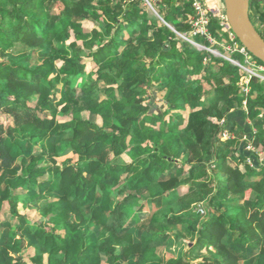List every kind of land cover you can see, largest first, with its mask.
<instances>
[{"label": "trees", "instance_id": "trees-1", "mask_svg": "<svg viewBox=\"0 0 264 264\" xmlns=\"http://www.w3.org/2000/svg\"><path fill=\"white\" fill-rule=\"evenodd\" d=\"M150 2L191 36V0ZM207 27L216 44H199L245 62L219 16ZM18 43L29 51L13 56ZM240 79L146 0H0V113L13 120H0V227L6 209L20 220L0 233V264H26L23 242L31 264H264V161L222 139L264 147V82L251 81V124L233 109ZM50 195L36 217L20 212Z\"/></svg>", "mask_w": 264, "mask_h": 264}, {"label": "rangeland", "instance_id": "rangeland-1", "mask_svg": "<svg viewBox=\"0 0 264 264\" xmlns=\"http://www.w3.org/2000/svg\"><path fill=\"white\" fill-rule=\"evenodd\" d=\"M218 2L219 1H216V0H208L209 7H211V9L214 12L219 13V14H223V12L225 11L224 6L220 7V5H219ZM146 4L149 7V10H150L151 13L157 15V17L159 19H161L162 23L166 24L168 27L170 26L171 29H172L173 26L170 23H168L166 21L164 22L163 19L159 16V14H156L155 13V11L153 10V7L154 6L152 4H150L147 0H146ZM62 7L63 6L60 4V6L57 9V11H60ZM253 9L254 8L252 7L251 8V19L253 20V22L256 25V27L259 30V32H261V34L263 35L264 33L260 29V27L258 26V20L256 18V15H255ZM83 23H84V25H85V27L87 29H92L94 27H102V23H100L99 25L98 24L96 25L95 22L92 21V20H83ZM176 33H178L179 37L186 39L187 41H189L191 44H193L195 46V44L193 43V41H195V42H197V41L195 40L194 36L187 37L185 34H182L180 32H176ZM211 42H212L213 45L216 44V41H211ZM200 45H202V46H199L198 48L203 49V47H205L206 49L210 50L215 56H218V57H221L222 56V57L230 60L232 63H234L235 65H237L239 67L240 73H241V79L239 81V84L242 87V91H241L242 92V96H241L242 98L233 105L234 106L233 109H237L238 111H240V113H241V110L244 113H245V111H248V99H249V92L251 91V81L255 78V79H259L260 81L264 82V71H261V70L258 69V68H260L261 65H259L258 68L255 67L254 66V62L251 59H248L247 56H246V60H245L244 63H241V62H239V61L231 58L230 46L227 45V44H225V42H222L221 43V46L225 50V51H222V52L219 51L217 48H209V47H206L203 44H200ZM236 48H240V51H241V47H239V44H236ZM28 51H29V49L27 48V46H25L23 44H20V43H18L15 47H13L11 49V53H12L13 56L25 54ZM89 69H90V67H89ZM60 88H61V86H59V90L57 92V97H60V92H61ZM245 89H248L249 92L248 93H245L246 92ZM151 94L155 96V103L158 106L163 105V97L165 95V92L164 91L161 92V91H157L155 89L154 92H151ZM230 103H232V101ZM248 112L250 114V115L248 114V117H247L249 123L255 124L253 122V120H252L253 119V116H254L253 113H251V111H248ZM183 113L186 114V111L183 112ZM236 115L237 116H232L233 119H237L238 120V117L242 116L241 114L238 115L237 112H236ZM263 115H264V113H263ZM85 116H86V118H88L90 115L88 113H85ZM92 119L94 121L98 122V123H101L102 122L101 121V118L99 116H96V117L94 116V118L92 117ZM0 120L4 123L5 126L6 125L8 126L10 124L11 125L13 124L12 118L10 116H8L7 114L5 115L3 113H0ZM246 122H247V120H246ZM252 126H253V132L254 133H257L256 127L254 125H252ZM243 133H245V132L244 131H240V132L238 131V133L233 134V133L225 130L223 132V135H222L223 138L222 139L228 140V139H233L235 137L237 139H239V137H242V139L244 141H247L248 135L245 136ZM249 143L252 144V142H249ZM249 143H247V145ZM253 146H255V148H256L257 151L262 152V153H260L261 157L259 156V154L257 152L256 153H257L260 161L263 162L264 161V147H262V148H259L258 147L257 148L256 145H253ZM246 149H247V147H246ZM66 157H71L73 161H76V159H77V156L74 155V154H69V155H67L65 157L62 156L59 159H60V161H62ZM128 159H129V157H127L126 155L125 156L122 155L121 157H118L115 161L118 162V163H123V162H126ZM19 163H20V159H18L17 161H14V165H17ZM233 165L234 166L242 167L244 169V164L243 163H240L239 162L238 165H235V164H233ZM46 178H47V176H46ZM186 190H187V188H182V191L183 192H185ZM21 192H23V190H21ZM25 192H26V194H29V190H27ZM50 197H51L50 199H41L38 202L31 203L29 205V209H25L22 206H20V208H19L20 209V212L21 213H28V215L30 217H36L37 215H39V211L35 212V210H32V209L41 210L43 207L46 206L47 203H49V201H51V200L54 199V197L52 195H50ZM199 206H200V204H199ZM202 208L205 211L204 214L201 211H199V207H198V210L197 211L202 215L203 218H206L207 217V214H208V207L204 204V205H202ZM5 219H8L9 220L8 223L13 224L15 227H18V225L20 223L19 222L20 220L18 218H13L11 216L10 210H8V209L5 210ZM7 224H1L2 226L0 227V233H4V232L7 231V229H8ZM177 230L179 231V229H177ZM194 244H195V241L192 242L190 239L185 238L182 247H175V246L172 247L173 253L168 252L166 249H162V253L164 255H166V256H169V257L177 256V251L178 250H180L181 248H183V249L185 248V250H186L188 247H190L191 245L193 246ZM23 247H25V253H24L25 255H24V258L26 260V264H31V261L28 259V255L30 254V252H29V250L27 252V249H28L27 242H23ZM204 252H205V250H204ZM105 260H106L105 257H103V261H105Z\"/></svg>", "mask_w": 264, "mask_h": 264}, {"label": "water", "instance_id": "water-1", "mask_svg": "<svg viewBox=\"0 0 264 264\" xmlns=\"http://www.w3.org/2000/svg\"><path fill=\"white\" fill-rule=\"evenodd\" d=\"M224 9L228 28L233 30L242 45L253 56L264 63V37L251 19V1L224 0ZM153 10L158 14L154 7ZM161 18L163 19V17ZM163 21L165 22L164 19ZM172 30L177 32L174 27Z\"/></svg>", "mask_w": 264, "mask_h": 264}, {"label": "built area", "instance_id": "built-area-1", "mask_svg": "<svg viewBox=\"0 0 264 264\" xmlns=\"http://www.w3.org/2000/svg\"><path fill=\"white\" fill-rule=\"evenodd\" d=\"M150 4V0H147ZM192 2V6L194 7L195 10V15L192 16L189 20L190 25L192 26V30L190 31V35L191 36H196L198 34L200 35H204L207 36L208 39L210 41H215V39H213L208 31V23H209V18H210V13L213 12L215 15L219 16L221 18L222 24L224 25V29L228 30V26H227V18H226V14L225 11L223 12V14H219L214 12L211 7H209V4L207 2V0H191ZM259 17L260 15H256V18L258 20V26L260 27V29L263 31L264 33V24H260L259 22ZM259 31V30H258ZM261 33V32H260ZM264 37V34L262 35ZM193 43L195 44L196 47L202 46L200 45L198 42L193 41ZM205 48V47H203ZM241 52H243L248 59H251L252 56L249 54V51L245 48L242 47L241 48ZM252 60V59H251ZM254 62V66L255 67H259V70L264 71V64H260L258 62H256L255 60H252ZM246 92L248 93V89H245ZM247 149L251 152H257L259 154V156L261 157L260 151H257L255 146H253L251 143H249L247 145ZM249 163H253V160L251 158L248 159ZM199 211H201L203 214L205 213V211L202 208V205L199 206Z\"/></svg>", "mask_w": 264, "mask_h": 264}, {"label": "crops", "instance_id": "crops-1", "mask_svg": "<svg viewBox=\"0 0 264 264\" xmlns=\"http://www.w3.org/2000/svg\"><path fill=\"white\" fill-rule=\"evenodd\" d=\"M219 1L220 7L224 6V0H216ZM251 1V8L253 7V11L255 15H260L259 22L260 24H264V0H250ZM208 2V0H207ZM252 142L253 145H256L258 148L257 142L254 138H250L248 135L247 143Z\"/></svg>", "mask_w": 264, "mask_h": 264}]
</instances>
